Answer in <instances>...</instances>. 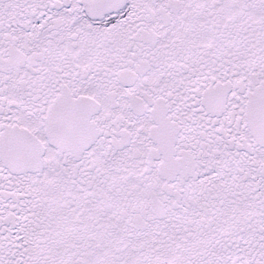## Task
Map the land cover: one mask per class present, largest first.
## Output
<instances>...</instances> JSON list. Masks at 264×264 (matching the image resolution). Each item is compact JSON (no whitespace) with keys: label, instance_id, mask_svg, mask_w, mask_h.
Returning <instances> with one entry per match:
<instances>
[{"label":"snow or ice","instance_id":"6c2138e0","mask_svg":"<svg viewBox=\"0 0 264 264\" xmlns=\"http://www.w3.org/2000/svg\"><path fill=\"white\" fill-rule=\"evenodd\" d=\"M0 264H264V0H0Z\"/></svg>","mask_w":264,"mask_h":264}]
</instances>
